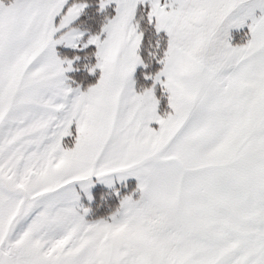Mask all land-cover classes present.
<instances>
[{
    "label": "snow or ice",
    "instance_id": "obj_1",
    "mask_svg": "<svg viewBox=\"0 0 264 264\" xmlns=\"http://www.w3.org/2000/svg\"><path fill=\"white\" fill-rule=\"evenodd\" d=\"M97 3L112 15L81 91L54 48H77L87 4L0 2V264H264V0ZM141 51L164 116L133 90ZM112 176L137 188L86 222L77 185Z\"/></svg>",
    "mask_w": 264,
    "mask_h": 264
},
{
    "label": "trees",
    "instance_id": "obj_2",
    "mask_svg": "<svg viewBox=\"0 0 264 264\" xmlns=\"http://www.w3.org/2000/svg\"><path fill=\"white\" fill-rule=\"evenodd\" d=\"M4 4H8L10 0H0ZM72 0H69L71 3ZM87 4L83 14L75 21L74 26H79V29L88 34H95L102 26L105 17L112 15V7L107 8L104 12H98L97 0H82ZM163 35V34H161ZM235 42V39H233ZM55 52L57 57L61 60H71L72 71L66 73V79L70 86L80 87L85 90L88 87L94 85L98 78V69L95 72H89L88 67L94 65L95 60V48L88 46L78 49H67L60 45L55 46ZM143 60V67H138L134 75V90L136 92H142L152 86L150 78L154 76L161 68V65L155 61L149 62L146 54L141 51ZM155 96L158 99V110L160 113L167 111V101L165 95L162 93L161 88H155ZM128 193L127 191H121L118 194L108 191L106 189L97 187L91 194V200L89 203V214L87 219H102L112 214V212L119 206L120 199Z\"/></svg>",
    "mask_w": 264,
    "mask_h": 264
},
{
    "label": "rangeland",
    "instance_id": "obj_3",
    "mask_svg": "<svg viewBox=\"0 0 264 264\" xmlns=\"http://www.w3.org/2000/svg\"><path fill=\"white\" fill-rule=\"evenodd\" d=\"M111 7L112 6H109L108 8H111ZM245 33H246V31H242L239 34L238 33H234L231 36L232 43H239L240 40L241 41H244V39H245ZM89 35H91V34L85 33L84 36L81 39L80 44L75 49H78V48H82L83 49V48H85L82 45L87 41ZM233 39H235V42H233ZM60 46H62L64 48H67V49H73V48L67 47V46H65L63 44H61ZM89 46H92V45H89ZM93 47L95 48V46H93ZM143 66H144L143 63L140 64V65H137L136 69L138 67H143ZM71 69H72V65H71ZM136 69L134 70V72L132 74V77H131V79L133 81V88H134V75H135ZM68 72H70V71H68ZM68 72H66V73H68ZM98 72H99V70H98ZM66 73H65V75H66ZM147 79H150L152 81V86L150 88H153V94L155 96V88H157V87L160 88L161 86H160V84H155V86H154V82H153V79H151V77L150 78H147ZM65 83L69 87H71L73 89L77 88V87H72V86H70L68 84L67 79H66V76H65ZM80 90L81 91H86L87 89L83 90V89L80 88ZM162 93L164 94L163 91H162ZM65 143L67 144V147H72L73 146V143H74V137L73 136H69V137L65 138ZM111 180H112L111 186H108L107 183H105V182H103L101 180H98L96 177H92L90 179L91 186L87 189V191L81 189L77 185L76 191H77V194L79 196L78 204L80 206V210L83 211L84 209H87V212L84 214V219H85L86 222L89 221L91 223V222H95L96 220H98V219L91 220V219H87L86 218V216L89 214V212H88L89 211V203L88 202L92 198L91 197V194H92V192H93L94 189H96L97 187H100V188L106 189L108 191H112L115 194H118L119 192L124 191V190L125 191L128 190V193L126 194V195H128V194L134 193V190L137 188V182L135 181V178L134 177H126L125 179L121 180L117 176H112L111 177ZM135 195H137V193H135ZM89 197H90V199H89ZM108 217H110V215L107 216V217H105V218H102V219H107Z\"/></svg>",
    "mask_w": 264,
    "mask_h": 264
},
{
    "label": "crops",
    "instance_id": "obj_4",
    "mask_svg": "<svg viewBox=\"0 0 264 264\" xmlns=\"http://www.w3.org/2000/svg\"><path fill=\"white\" fill-rule=\"evenodd\" d=\"M5 5H7V4H5ZM242 31H246L247 32V28L245 27V28H241V29H239V30H237V29H230L229 30V36H230V40H229V43L231 44V45H233V46H236V45H241V44H243L244 42H245V40H246V36H245V39H244V41H241L240 40V42L239 43H232V39H231V36L234 34V33H241ZM240 36V35H239ZM54 51H55V48H54ZM162 67V66H161ZM161 69V68H160ZM161 86V85H160ZM161 89H162V91L164 92V94H165V97H166V101H167V92L162 88V87H160ZM133 90H134V88H133ZM135 91V90H134ZM136 92V91H135ZM143 92V91H142ZM138 94L139 93H141V92H137ZM170 111V109H169V107H168V102H167V111H165V112H163V113H160L159 112V110H158V107H157V114L158 115H160V116H164V114L165 113H167V112H169ZM151 127H153V128H158V125H156L155 123H153V124H151L150 125ZM135 181L137 182V184H138V181L135 179ZM138 196H139V193H137V195H135V196H133V198L135 199V198H138ZM87 222H89V221H87ZM90 223V222H89Z\"/></svg>",
    "mask_w": 264,
    "mask_h": 264
}]
</instances>
